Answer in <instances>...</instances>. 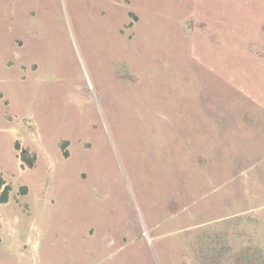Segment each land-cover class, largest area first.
Wrapping results in <instances>:
<instances>
[{"label": "rangeland", "instance_id": "rangeland-1", "mask_svg": "<svg viewBox=\"0 0 264 264\" xmlns=\"http://www.w3.org/2000/svg\"><path fill=\"white\" fill-rule=\"evenodd\" d=\"M0 179V264H264V0H0Z\"/></svg>", "mask_w": 264, "mask_h": 264}, {"label": "trees", "instance_id": "trees-1", "mask_svg": "<svg viewBox=\"0 0 264 264\" xmlns=\"http://www.w3.org/2000/svg\"><path fill=\"white\" fill-rule=\"evenodd\" d=\"M64 144H66V143H63V144H62L63 149L65 148ZM66 154H67L66 151H64V155H65V156H66ZM29 165H30V164H29ZM1 186H2V181H1V179H0V188H1ZM7 199H8V188L5 187V188L2 190V192L0 193V201H1V202H6Z\"/></svg>", "mask_w": 264, "mask_h": 264}]
</instances>
